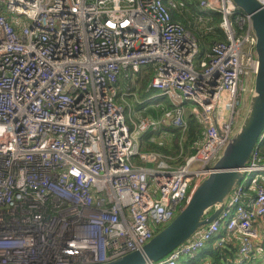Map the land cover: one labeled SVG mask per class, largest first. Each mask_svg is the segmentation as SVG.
<instances>
[{
    "label": "built area",
    "instance_id": "obj_1",
    "mask_svg": "<svg viewBox=\"0 0 264 264\" xmlns=\"http://www.w3.org/2000/svg\"><path fill=\"white\" fill-rule=\"evenodd\" d=\"M189 1L0 0V264H100L140 250L207 176L246 111L256 38L232 0H196L197 22L218 14L224 35L201 55L171 16ZM149 66V89L170 108L132 121L118 86ZM189 116L201 140L182 165L140 148L147 132L166 136V122L184 136ZM256 157L244 179L254 196L238 186L216 220L155 264L193 258L222 231L240 238L236 263L249 262L264 219Z\"/></svg>",
    "mask_w": 264,
    "mask_h": 264
},
{
    "label": "water",
    "instance_id": "obj_2",
    "mask_svg": "<svg viewBox=\"0 0 264 264\" xmlns=\"http://www.w3.org/2000/svg\"><path fill=\"white\" fill-rule=\"evenodd\" d=\"M249 16L256 38L257 71L240 125L227 140L220 156L191 192L171 222L140 250L100 264H155L216 220L231 194L248 175L249 166L264 139V8L257 0H232Z\"/></svg>",
    "mask_w": 264,
    "mask_h": 264
},
{
    "label": "trees",
    "instance_id": "obj_3",
    "mask_svg": "<svg viewBox=\"0 0 264 264\" xmlns=\"http://www.w3.org/2000/svg\"><path fill=\"white\" fill-rule=\"evenodd\" d=\"M196 0H190L187 2L184 8L179 10H172L171 16L174 22L181 24L187 31H189L197 40L198 49L200 50V54L207 51L212 43L221 42L224 40V35L222 31L219 29L220 18L218 14H214L211 18L210 22L198 23L197 22V10H195L194 5ZM189 12V15L186 13ZM208 27H212L211 30H208ZM154 75V67L149 66L139 70L137 73L136 81L134 82L135 86L133 88L139 90L141 98L143 101L147 98L152 92L149 89V83L151 77ZM128 83L126 78L121 79L120 87H124ZM134 90V89H133ZM122 90H120V93ZM117 102V101H116ZM119 104V103H118ZM137 108V106H136ZM164 110L169 109V107H164ZM147 112V111H146ZM154 112H149L153 115V117H157L158 114H162L163 109ZM174 142H178L179 137L181 136V132L179 130H175L174 132ZM153 134V132L145 133L140 141V148L143 151H161L163 153H167L164 148L157 147L156 144H153L148 141L149 137ZM185 141L181 143L182 154L178 161L174 163L175 166L180 165L181 161L185 157V154L189 151L191 147L196 145L201 140V131L200 128L192 116L187 118V129L184 134ZM175 149H177V144H174ZM174 151V150H170ZM176 153V151H174ZM193 151H191L192 153ZM261 154L259 155L262 160H264V149L261 147ZM177 154V153H176ZM180 154V151L178 155ZM255 184L259 185L262 189H264V177H260L259 174L255 175ZM244 191L248 196H254L255 189L248 185L245 187ZM240 238L238 236H234L226 231H222L220 236L218 237V241H214L208 244L204 249H202L196 256L193 258H186L179 262V264H237L238 260V248L240 246ZM254 250L250 253V260L245 264H249L251 260L254 258Z\"/></svg>",
    "mask_w": 264,
    "mask_h": 264
},
{
    "label": "rangeland",
    "instance_id": "obj_4",
    "mask_svg": "<svg viewBox=\"0 0 264 264\" xmlns=\"http://www.w3.org/2000/svg\"><path fill=\"white\" fill-rule=\"evenodd\" d=\"M175 1H180V0H175ZM194 8H195V10H197L196 12L198 14L200 8L198 7V5L196 3L194 5ZM186 13L189 15V12L186 11ZM201 55H202V53H201ZM135 81L129 80L128 83L124 86V88H119V92L117 95V103H119V105L122 106L124 114H125L127 119H130L133 121L137 118H144V119L153 118V115L149 112L156 111V113H158L157 112L158 109L161 110L164 107L170 108V105L168 103L167 98L164 96H161V95H157V92L154 90H151L152 93L149 95L150 98L147 99L145 104H142L141 103L142 98H141L139 90L133 88L135 86V84H134ZM120 90H122L121 93H120ZM123 94H125V95H123ZM136 106H137V108H136ZM186 108L189 109L190 106H187ZM179 138L182 140L181 143H183L185 141L184 136L181 135ZM262 149H264V145L262 146ZM182 151L183 150H182V147L180 145V154H182ZM171 152L174 153V151H171ZM178 156L179 155L167 157V159L165 161L172 168H174L175 165H174V162L172 159H176V158L178 159ZM258 174L260 177H264V172H260ZM247 181H249V176L247 177ZM178 212H179V210H178ZM259 222H261V221H259Z\"/></svg>",
    "mask_w": 264,
    "mask_h": 264
},
{
    "label": "crops",
    "instance_id": "obj_5",
    "mask_svg": "<svg viewBox=\"0 0 264 264\" xmlns=\"http://www.w3.org/2000/svg\"><path fill=\"white\" fill-rule=\"evenodd\" d=\"M119 88H122L120 87V84L118 86V92H119ZM124 88V87H123ZM125 95V94H123ZM149 97V96H148ZM147 98H145L146 100ZM142 107V106H141ZM163 110L165 108H162ZM168 109V108H167ZM161 116L158 115L157 117H153V118H156V119H159ZM194 118V117H193ZM195 119V118H194ZM196 121V120H195ZM169 122H166L163 127H162V130L165 131L167 133V135L165 136L164 134H162V132L159 130V131H156L154 132L150 137H153L156 141V143L158 142H161L162 144L161 145H157V147H162L165 149V151L167 153H163L161 151H156L158 153H160L161 155H163L164 157H172V156H176L178 155L179 151H180V145H181V139L179 138L178 142H174L173 141V138L175 137L174 136V131L176 130L175 128H173L172 126H170L168 124ZM179 130V129H177ZM153 143V142H152ZM155 144V142L153 143ZM174 144L176 145L177 144V149H175L176 147H174ZM170 150H174L176 151V153L174 152H171ZM190 150V149H189ZM155 152V150H153ZM264 153V152H263ZM173 162L175 163V160L176 159H172ZM262 224V225H261ZM257 230V233L259 234L258 235V241H256L254 243L255 245V251H254V258L251 260V262L249 264H264V220H262L261 222H257L256 226H254Z\"/></svg>",
    "mask_w": 264,
    "mask_h": 264
},
{
    "label": "bare ground",
    "instance_id": "obj_6",
    "mask_svg": "<svg viewBox=\"0 0 264 264\" xmlns=\"http://www.w3.org/2000/svg\"><path fill=\"white\" fill-rule=\"evenodd\" d=\"M264 145V139L261 137V139H260V143L258 144V146H263ZM224 149V148H223ZM191 151H193V147H191L190 148V150L185 154V156H187V155H189V154H191ZM261 154V152H259V151H255L254 152V155L256 156L257 155V157L256 158H258L259 156L258 155H260ZM262 161H264V160H262ZM180 165H182V163L180 164ZM172 169V168H171ZM251 170V166H249V170L248 171H250ZM258 174V173H257ZM247 177H248V175L244 178V179H247ZM243 183H241V185H238V186H242V187H246V186H248V183L247 182H245L244 180L242 181ZM186 203V202H185ZM185 205V204H184ZM183 205V206H184ZM182 206V207H183ZM181 207V208H182ZM180 208V209H181ZM259 235V234H258ZM259 240V239H258Z\"/></svg>",
    "mask_w": 264,
    "mask_h": 264
}]
</instances>
